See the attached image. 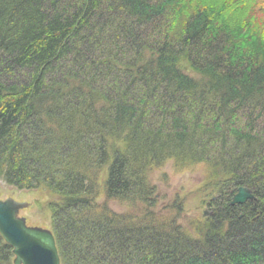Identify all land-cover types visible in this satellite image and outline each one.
<instances>
[{
    "label": "trees",
    "instance_id": "trees-1",
    "mask_svg": "<svg viewBox=\"0 0 264 264\" xmlns=\"http://www.w3.org/2000/svg\"><path fill=\"white\" fill-rule=\"evenodd\" d=\"M258 1L0 0V179L52 197L61 264H264ZM169 160L217 195L187 227L154 208ZM12 250L0 234V264Z\"/></svg>",
    "mask_w": 264,
    "mask_h": 264
},
{
    "label": "rangeland",
    "instance_id": "rangeland-1",
    "mask_svg": "<svg viewBox=\"0 0 264 264\" xmlns=\"http://www.w3.org/2000/svg\"><path fill=\"white\" fill-rule=\"evenodd\" d=\"M258 1V0H256ZM258 5L262 8L264 0ZM255 7V6H253ZM151 184L156 189L155 210L165 213L176 212V207L182 204L180 212L181 222L189 226V223L198 217H207L212 214L211 201L217 199V195L210 197L203 190L206 178L204 169L199 166L177 169L172 160L167 161L161 167L154 169L149 176ZM44 190L27 189L11 185L0 179V198L12 197L17 201L28 203L27 208L20 211V216L25 217L27 224L52 230L51 212L47 202L52 199ZM95 201L99 206L125 215H143L145 205L108 198L103 191L97 192ZM145 213V212H144Z\"/></svg>",
    "mask_w": 264,
    "mask_h": 264
},
{
    "label": "water",
    "instance_id": "water-1",
    "mask_svg": "<svg viewBox=\"0 0 264 264\" xmlns=\"http://www.w3.org/2000/svg\"><path fill=\"white\" fill-rule=\"evenodd\" d=\"M255 200L247 187H239L231 204H244ZM28 203L12 197L0 198V234L12 247L14 264H61L56 238L51 229L30 226L20 211Z\"/></svg>",
    "mask_w": 264,
    "mask_h": 264
}]
</instances>
